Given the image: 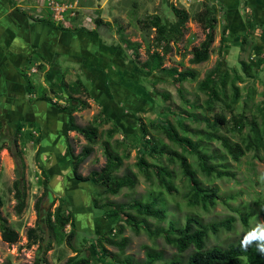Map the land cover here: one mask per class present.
I'll use <instances>...</instances> for the list:
<instances>
[{
  "label": "trees",
  "instance_id": "trees-1",
  "mask_svg": "<svg viewBox=\"0 0 264 264\" xmlns=\"http://www.w3.org/2000/svg\"><path fill=\"white\" fill-rule=\"evenodd\" d=\"M170 8L175 16L174 21L162 19L159 15H153L144 21L147 28L154 29L156 44L158 42L164 43V52L167 51L170 41L176 42L181 39L185 23L189 18V13L184 8H178L173 3H170ZM219 11H222L224 22L220 28L217 46L218 57L214 65L199 80H197V72L194 69L184 68L179 70L176 66H165L164 53L157 49L149 52L145 60H136L139 42L131 41L121 32V29H118L120 41L134 53V63L149 74L154 75V81H168L169 78L170 82L175 85L179 97L185 101L181 111H171L174 116L173 120L158 117L144 122L141 117H138L143 145L136 154L135 165L153 185L155 184L156 187L160 188V191L165 190L173 194L178 191V187L173 183L177 171L174 168H169L165 161L175 164L178 173L181 175V180L184 182L183 197L186 204L189 207L203 209L214 207L218 202L226 203L228 198L219 193L217 185H205L199 177V173L206 178H233L235 173L230 169L228 157L233 161H239L249 151H253L256 156H259L261 152L264 156V84L260 92L261 99L255 101V89L250 83L259 77L264 65V52L257 56H254L253 53L256 44L254 35H257L264 45V23L259 25L252 18L247 20L246 29L239 37L240 50H248L247 59L239 60V71L236 67H230L224 57L230 35L226 7L218 3L217 0H203L202 8L195 13L194 18L200 24L205 36L198 45L191 47L192 56L190 60L192 63L197 64L209 59L212 52L211 45L215 40ZM21 12L34 22H45L59 31L92 34L95 32V28L102 24L109 25V23H104L100 17H96L93 29L83 26L67 27L52 19L33 17L25 11ZM22 57L27 67L34 65L37 70L43 69L45 60L35 49H30L26 53L24 51ZM20 73L25 79L27 93L33 95L31 101L46 100L66 108V105H61L58 101L53 100L47 94L45 87H37L26 72L20 70ZM187 80L197 81V89L205 95L203 101L197 102L185 99L182 84ZM244 81H248V83L242 86L239 85ZM59 86L66 94V101L71 104L66 122L67 130L75 131L88 143H95L99 136V126L111 123V127L105 130L106 138L102 141L106 162L99 171L92 170L89 174H82L80 165L90 154L92 148L84 146L79 152L75 153L73 147L68 143L74 177L81 181L92 180L102 188L97 193L98 197L92 195L90 202L93 207L102 210L103 216L123 219L136 233L142 229L148 235L161 237L164 242L173 246L177 251V255L166 264H264V255L259 253L255 243L247 249L241 247L244 234L253 228L247 212H240L243 232L234 241L228 242L225 246L213 245L207 247L206 240L210 233L217 234L221 230L230 231L233 229L234 216L229 215L221 219L204 222L198 214L189 213L180 224L169 220L165 227H152L147 218H154L158 222L167 219V210L161 205L162 202L160 201L159 195L161 193L151 196L150 199H133L131 202L103 201L100 199V196L105 192L115 194L123 187H134L136 183L134 176L128 172L121 175L115 172L122 165L123 160L129 157L131 144L127 143L125 139L116 140L118 146H123L121 153L115 149L116 147L112 146L110 140L118 130V125L110 117L105 116L102 111L94 114L91 122L87 125L76 123L73 113L89 107L87 99L81 97V95L89 97V87L80 76H76L72 82H66L61 77ZM51 88L49 86L48 90L55 95ZM243 92H245V95ZM197 109L199 110L197 111ZM247 112L250 114L247 115ZM227 113L230 115L229 118L226 117ZM186 121L201 122L204 124V128L191 131ZM147 126L156 129L158 133H162L172 145L165 143L159 136L149 135L150 132ZM223 128L226 132H221ZM33 131L37 133L36 136H34ZM233 137H236L237 140H234ZM31 138L34 139L36 144L39 143V125L34 121H23L15 125L11 145L0 142V149L9 150L16 160L17 174L12 187L17 212H21L25 206L28 188L25 175L26 164L18 143ZM212 142H217L220 151L219 149L210 148ZM173 146L179 147L180 152H177ZM146 156L151 157L153 161H148ZM34 157L37 162L38 149L35 150ZM37 166L42 175V192L34 203L37 222L35 226L28 227L25 231L28 245L36 244L39 240L45 241L38 233L46 229L52 231L62 230L68 225L70 229L66 234V242L75 254L69 256L63 264H91V256L87 253L88 250L95 252L96 264H153L163 259V254L160 251L149 247L145 250L143 261L134 263L129 256L119 258L118 253L122 254L128 243L127 237L121 236L122 225H116L117 229L111 226L104 233L87 240L86 249L77 246L75 237L78 234V229L76 228L73 211L65 205V198L56 195L53 191L44 168L38 163ZM56 200L58 204L53 211L43 204L44 202L52 205ZM1 205L2 200L0 198ZM113 230H116V233L113 234ZM0 236L4 242L11 244L19 239L18 232L10 227L5 217L1 216ZM106 243L117 246L118 253L113 255L108 251L105 247ZM49 248V241L45 242L44 247L40 244L37 255L31 264H46L45 255ZM186 251L190 252L183 258V253Z\"/></svg>",
  "mask_w": 264,
  "mask_h": 264
},
{
  "label": "rangeland",
  "instance_id": "rangeland-1",
  "mask_svg": "<svg viewBox=\"0 0 264 264\" xmlns=\"http://www.w3.org/2000/svg\"><path fill=\"white\" fill-rule=\"evenodd\" d=\"M57 4L73 3L76 1L74 10H68L63 13V20H58L54 17L55 10L50 9L48 0H15L17 9L25 11L33 17H44L52 19L64 26H83L86 28H94V19L100 17L104 23L97 27L96 30L101 36L103 43L112 44L113 52L102 48V54H98V63L101 70L96 71L105 76L106 85L100 81L97 82L96 89H93L86 98L89 107L81 110L75 121L80 125H87L91 122L92 116L101 109V102L108 98L107 103H119L123 110H120L119 120L117 121L118 130L110 140L112 146L121 153L122 145H117L116 140H126L131 144L129 157L123 160L122 165L115 171L117 174L128 172L135 177L136 183L133 188L123 187L117 193H103L100 199L103 201L110 200L115 202H131L133 199H150L153 195H159L160 201L167 210V219L161 222L154 218H147L152 227H165L169 220L177 223H182L184 217L189 213L198 214L204 222L221 219L232 215L235 217L233 229L230 231L221 230L217 234H209L206 240V246L213 245L225 246L228 242L234 241L242 232L243 225L240 219V212H247L250 218L251 225L256 226L258 222L264 221V156L259 153L256 156L253 151L247 152L240 158L239 161H233L227 158L230 164V169L235 173L234 177H211L206 178L199 173V177L203 180L205 185L215 184L219 188V193L226 196L227 202H218L214 207L203 209L200 207H189L183 197L184 182L181 180V175L178 173L177 166L173 163L165 161L169 168H174L177 171L176 178L173 183L178 187V191L173 194L165 190H161L149 181L145 174L135 165L136 154L139 148L143 145L142 133L140 130L138 117H141L144 122H148L155 118L174 119L171 111H181L184 107V100H182L176 87L168 78V81L160 80L154 81V75L141 69L134 63V53L131 49H127L119 39L118 29L130 39L131 41L139 42L138 56L136 60L143 61L146 59L149 52L153 49L164 53V65L167 67L176 66L179 70L184 68H191L197 72V80L204 77L205 72L210 69L217 60V46L220 37V28L224 22L222 11L218 12V21L215 29V40L212 43V52L209 59L201 63H192L190 58L191 47L198 45L204 39V31L202 30L198 21L194 18L202 8L203 0H53ZM256 0H239L236 6V12L246 22L248 19H254L256 24L264 23V3L258 4L256 7H251ZM170 3H173L178 8H184L189 13V18L185 23L183 29V36L176 42L170 41L167 51L164 52V43L158 42L154 39V29L150 30L146 27L144 21L148 20L153 15H159L162 19L174 21L175 16L170 8ZM218 3L219 2L218 0ZM248 3V4H247ZM222 4V3H221ZM227 13V11H226ZM229 25V40L224 51V57L230 67H236L239 71V60L247 59V52L241 51L239 47V37L243 33L240 28ZM119 27V28H118ZM246 29V28H245ZM255 43L259 41V37L254 35ZM83 41V40H82ZM101 41V40H100ZM99 49V47H98ZM254 56L261 52L258 51L256 44L253 49ZM90 62L92 58L89 59ZM87 61V63H90ZM93 63V62H92ZM91 65V64H89ZM24 72L30 77L37 87H45L47 94L57 101H66V94L59 86L61 77L66 82H72L76 76L82 77L85 82L89 80L90 76L86 75L78 68H67L65 74H54L51 76L52 68L48 63L44 62L42 70L31 71L27 67L25 61L22 65ZM36 67V66H35ZM28 69V70H27ZM95 69V68H94ZM94 73L93 70L89 73ZM96 73V75H98ZM94 75V74H93ZM88 76V77H87ZM104 76V77H103ZM248 81L241 82L239 85H244ZM255 89V101L261 99L260 92L264 84V65L259 77L250 82ZM90 85L92 83H89ZM196 80H187L182 85L184 88V96L186 100L201 102L205 99V95L196 87ZM52 87L55 95H53L48 87ZM93 87V84L92 86ZM245 95V92H243ZM96 98H95V97ZM166 96V97H165ZM199 109H197L198 111ZM250 113L247 112V115ZM211 116V114H210ZM229 113L226 117L229 118ZM0 142L12 144L14 136V129L16 122L8 118L5 114L0 113ZM189 129L195 130L204 128V124L195 121H186ZM111 127V123H105L98 128V139L95 143H88L81 135L74 133L70 138V145L74 152L77 153L84 146H90L92 151L85 158L80 165V172L84 175L89 174L90 171H99L105 164L106 158L103 152L102 141L106 138L105 130ZM149 135L153 134L159 136L165 143L172 145L169 140L162 134L158 133L156 129L147 126ZM221 132H226L223 128ZM37 133H34L36 136ZM148 138V135L146 136ZM48 137L45 135V143L47 144ZM237 140L236 137H233ZM19 148L23 152V158L26 164L25 175L27 180V197L24 208L21 212L15 210L16 199L14 197V190L12 187L13 181L16 179V160L12 153L7 149H0V198L2 205L0 206V216L5 217L10 227L16 230L19 234V239L15 243H7L1 239L0 236V264H31L38 252L40 244L45 246V242H50V248L46 251V264H63L65 260L74 255L70 246L66 242V234L70 227L67 225L62 230L52 231L44 230L41 237L45 241L39 240L38 243L28 245L25 236V231L28 227L35 226L37 222V214L34 208L35 200L42 192L40 174L34 153L37 144L34 139L24 140L18 143ZM177 152H180L179 147L173 146ZM210 148L219 149L217 142H212ZM220 151V149H219ZM262 157V158H260ZM148 161H153L149 156H146ZM192 160V158H191ZM164 161V158H163ZM58 181H50V186H58ZM58 188L63 189L65 196L69 201L70 208L74 214V220L78 234L75 237V244L86 249L87 240L94 238V236L104 233L109 227L116 228V225H122L123 231L121 236L128 239L123 253H118V247L105 244V247L113 255L118 253L119 258L130 257L132 262H140L145 258V250L147 247L160 251L163 254V259L153 264H166L170 259L177 255L176 249L164 242L161 237H153L148 235L144 230L136 233L134 229L123 219H115L105 217L102 215V210L91 205L92 195L98 197V191L102 188L94 181H79L68 176V172L63 174V179ZM53 189V188H52ZM59 190V189H58ZM87 190H90L88 193ZM54 191V189H53ZM55 192V191H54ZM60 192V191H58ZM56 193V192H55ZM57 195V194H56ZM45 207H50L53 211L58 201L56 200L52 205L43 202ZM106 209V208H105ZM104 211V210H103ZM101 223L103 226H99ZM112 233H116L113 230ZM119 237V236H118ZM117 239V238H116ZM190 251L183 253V258ZM87 253L91 256V264H96V254L93 250H88Z\"/></svg>",
  "mask_w": 264,
  "mask_h": 264
},
{
  "label": "crops",
  "instance_id": "crops-1",
  "mask_svg": "<svg viewBox=\"0 0 264 264\" xmlns=\"http://www.w3.org/2000/svg\"><path fill=\"white\" fill-rule=\"evenodd\" d=\"M219 2L226 7L227 20H229L230 25L245 31V21L235 10L239 0H219ZM263 3L264 0H256L250 6L256 7L258 4ZM17 5L15 0H0V113L8 116L16 124L23 121H34L39 125L40 140L36 147L38 149L37 163L46 171L49 184L50 181H58L56 183L58 186L52 188L57 195L65 198V205L70 208L69 201L64 195L65 192H61L64 190L58 187L63 179V174L66 172H68L69 177L76 179L72 172L68 151L70 138L76 132L66 129L68 110L71 104L68 101L59 100L58 103L66 105V109L55 102L46 100L31 101L33 95L27 93L25 79L20 73V70L24 71L22 65L25 60L22 55L24 51L26 53L30 49H35L42 55L45 62L51 66L52 77L54 74H65L66 69L72 67L78 68L85 74L87 72L86 75L92 77L87 82L82 78L84 76H78L83 79L91 93L93 89H96V81L106 85L104 78L107 79V77L103 76L104 78H102L101 72L96 71V69L101 70L98 63V54L103 53L102 48L113 52L115 46L103 43L96 28L92 34L59 31L45 22H34L23 14L20 9H17ZM258 40L256 47L259 52H264V45L260 39ZM90 58H92L91 62ZM87 61L90 63H87ZM91 70L94 73L89 75ZM89 83H92L93 87ZM108 100V98L106 101L98 98L97 101L102 103L103 114L117 123L120 110H123V107L112 101L107 103ZM80 112L81 110L75 111L73 113L74 117L76 118ZM45 135L49 138L47 144L45 143ZM87 192L89 193L90 190H87ZM98 225L103 226L101 223Z\"/></svg>",
  "mask_w": 264,
  "mask_h": 264
},
{
  "label": "clouds",
  "instance_id": "clouds-1",
  "mask_svg": "<svg viewBox=\"0 0 264 264\" xmlns=\"http://www.w3.org/2000/svg\"><path fill=\"white\" fill-rule=\"evenodd\" d=\"M253 243L256 244L259 253L264 255V221L258 222L255 227L244 234L241 247L247 249Z\"/></svg>",
  "mask_w": 264,
  "mask_h": 264
},
{
  "label": "built area",
  "instance_id": "built-area-1",
  "mask_svg": "<svg viewBox=\"0 0 264 264\" xmlns=\"http://www.w3.org/2000/svg\"><path fill=\"white\" fill-rule=\"evenodd\" d=\"M47 4H49L50 9H54V17L58 20H63V13L68 10H74L77 8L76 6V1H73V3H62V4H57L53 0H48ZM31 71H37V68L33 65L30 68ZM35 133V131H33Z\"/></svg>",
  "mask_w": 264,
  "mask_h": 264
}]
</instances>
